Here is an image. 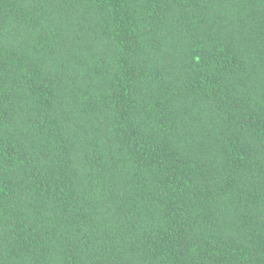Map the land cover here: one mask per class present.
<instances>
[{"label":"trees","instance_id":"16d2710c","mask_svg":"<svg viewBox=\"0 0 264 264\" xmlns=\"http://www.w3.org/2000/svg\"><path fill=\"white\" fill-rule=\"evenodd\" d=\"M0 264H264V0H0Z\"/></svg>","mask_w":264,"mask_h":264}]
</instances>
